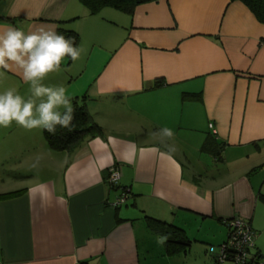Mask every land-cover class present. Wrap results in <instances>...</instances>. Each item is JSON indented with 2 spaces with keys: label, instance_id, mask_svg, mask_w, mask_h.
I'll use <instances>...</instances> for the list:
<instances>
[{
  "label": "crops",
  "instance_id": "0c3cea01",
  "mask_svg": "<svg viewBox=\"0 0 264 264\" xmlns=\"http://www.w3.org/2000/svg\"><path fill=\"white\" fill-rule=\"evenodd\" d=\"M60 21L83 51L44 84L63 86L72 106L84 97L102 133L69 153L50 149L43 129L0 127V264H216L208 248L233 217L249 221L264 258V23L231 0H160L133 15L0 2V31ZM0 71V93L31 96L18 70ZM165 127L170 156L153 135ZM150 218L188 243L167 244Z\"/></svg>",
  "mask_w": 264,
  "mask_h": 264
},
{
  "label": "clouds",
  "instance_id": "9594fccd",
  "mask_svg": "<svg viewBox=\"0 0 264 264\" xmlns=\"http://www.w3.org/2000/svg\"><path fill=\"white\" fill-rule=\"evenodd\" d=\"M82 51L75 46L73 38L58 34L52 28L41 27L25 33L8 26L0 31V70H18L31 92L27 99L15 88L0 93V127L7 128L15 122L29 131L40 128L53 134L57 125L69 128L74 112L71 98L63 86H47L44 81L49 74L60 71L66 57L74 62ZM3 74L0 71V76ZM153 135L160 137V144L167 150L162 155L170 156L177 151L174 144L167 143L174 136L172 129L165 127ZM165 240L166 237H161L159 242Z\"/></svg>",
  "mask_w": 264,
  "mask_h": 264
},
{
  "label": "trees",
  "instance_id": "16d2710c",
  "mask_svg": "<svg viewBox=\"0 0 264 264\" xmlns=\"http://www.w3.org/2000/svg\"><path fill=\"white\" fill-rule=\"evenodd\" d=\"M85 6L90 14H98L104 8H113L122 13L133 15L137 6L150 2H158L160 0H78ZM240 1L248 7L254 14L256 19L264 23V0H231ZM1 2V0H0ZM56 32L65 37L73 38L75 46H78L80 36L77 32L67 29L63 26V21H60ZM68 62L71 61L66 57ZM84 97L73 100V120L69 128L56 126L55 133H49L43 129V136L49 148L56 151L74 152L84 140L96 137L102 133L101 127L93 119L88 112L84 103ZM12 194V193H10ZM7 194V195H10ZM149 226L159 232L165 231L168 237L167 244L176 243L179 246H184L188 243L183 231L174 225L166 222L149 219ZM176 239V240H175ZM260 254V253H259ZM215 262V261H214Z\"/></svg>",
  "mask_w": 264,
  "mask_h": 264
},
{
  "label": "built area",
  "instance_id": "2783aa9c",
  "mask_svg": "<svg viewBox=\"0 0 264 264\" xmlns=\"http://www.w3.org/2000/svg\"><path fill=\"white\" fill-rule=\"evenodd\" d=\"M210 128L214 133L213 125ZM120 173L116 167L109 172L108 182L116 186L119 182ZM128 193H122L114 205L126 202ZM228 227L227 239L218 246H210L208 252L216 264H264L259 252L255 248L256 233L248 220L241 217H233L226 222Z\"/></svg>",
  "mask_w": 264,
  "mask_h": 264
},
{
  "label": "rangeland",
  "instance_id": "374dc122",
  "mask_svg": "<svg viewBox=\"0 0 264 264\" xmlns=\"http://www.w3.org/2000/svg\"><path fill=\"white\" fill-rule=\"evenodd\" d=\"M105 11V10H104ZM103 13V12H102ZM105 13V12H104ZM105 15V14H104ZM215 244V243H214ZM221 244V243H220ZM219 244H215L214 246H218ZM210 256V254H209ZM224 264H231V263H224Z\"/></svg>",
  "mask_w": 264,
  "mask_h": 264
}]
</instances>
